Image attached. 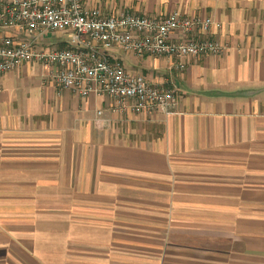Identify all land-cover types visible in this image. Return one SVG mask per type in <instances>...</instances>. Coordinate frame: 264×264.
Segmentation results:
<instances>
[{"label":"crops","instance_id":"0c3cea01","mask_svg":"<svg viewBox=\"0 0 264 264\" xmlns=\"http://www.w3.org/2000/svg\"><path fill=\"white\" fill-rule=\"evenodd\" d=\"M90 6L212 18L222 28L208 37L226 51L184 58L185 70L120 52L127 70L176 89L168 115L115 113L109 96L62 90L36 62L6 73L0 264H264V0Z\"/></svg>","mask_w":264,"mask_h":264},{"label":"built area","instance_id":"2783aa9c","mask_svg":"<svg viewBox=\"0 0 264 264\" xmlns=\"http://www.w3.org/2000/svg\"><path fill=\"white\" fill-rule=\"evenodd\" d=\"M94 0H0V79L24 64L50 70L58 88L83 97L109 96L118 114L174 113L177 91L150 83L112 56L184 58L221 55L226 47L208 37L222 24L207 17H187L178 10L165 18L130 11L106 15ZM101 1V0H95ZM116 1V0H105ZM69 37L54 47L50 35ZM101 114V112L99 113Z\"/></svg>","mask_w":264,"mask_h":264},{"label":"rangeland","instance_id":"374dc122","mask_svg":"<svg viewBox=\"0 0 264 264\" xmlns=\"http://www.w3.org/2000/svg\"><path fill=\"white\" fill-rule=\"evenodd\" d=\"M120 52L123 53L122 51H119V52H117L118 54L116 53L117 54L116 56L120 57V59L123 61L124 65L127 68L130 67V60L128 58L124 57V56H121V53Z\"/></svg>","mask_w":264,"mask_h":264}]
</instances>
